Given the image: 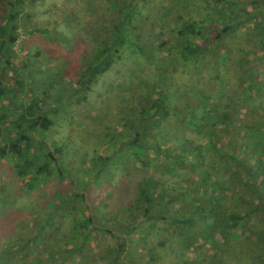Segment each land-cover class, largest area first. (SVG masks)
<instances>
[{
	"label": "trees",
	"instance_id": "obj_1",
	"mask_svg": "<svg viewBox=\"0 0 264 264\" xmlns=\"http://www.w3.org/2000/svg\"><path fill=\"white\" fill-rule=\"evenodd\" d=\"M40 1L0 0V170L26 195L54 190L34 220L14 211L3 261L19 246L15 264H264V0H102V40L88 57L63 40L77 63L51 72L39 50L25 57L33 70L15 65L20 19ZM80 15L72 6L59 24L79 28ZM68 64L80 68L71 93L58 86ZM73 99L92 117L108 106L102 121L122 103L86 170L68 157L88 156ZM56 127L66 144L50 147L40 138Z\"/></svg>",
	"mask_w": 264,
	"mask_h": 264
},
{
	"label": "rangeland",
	"instance_id": "obj_2",
	"mask_svg": "<svg viewBox=\"0 0 264 264\" xmlns=\"http://www.w3.org/2000/svg\"><path fill=\"white\" fill-rule=\"evenodd\" d=\"M73 4L71 5L70 1L65 0H41L40 3L34 8L33 12L30 13V18L27 21L24 20L23 27L21 25V19L19 22V28L21 29V37L18 40L15 51L16 56L19 59L15 60V65L20 67V64L24 62V64H28L31 66L32 70L35 66L34 62H28L27 54L34 55L38 50L42 53V57H39V61L47 62L53 60V63H49L48 70L51 72L53 68H58L60 70L61 65L63 62H65V59H69V61L73 62V65L77 63L76 60H73L72 56L74 53L68 52L64 47L63 42L67 41L71 47L76 46L77 50L85 54V57H88V53L93 51L92 45L93 42H95V37L99 39V41L102 40V34L104 33L105 26L102 23L101 14L99 13L102 11L105 6V3L102 2V0H73ZM90 2L91 5L95 9H98V11H95V14H92V10H90ZM158 4L164 5L167 4V0H158L156 1ZM73 6V12L76 14L81 13L79 19H75L74 22L76 24L80 25V27H73L68 28L64 24H59V22L63 21L62 16L64 15L67 10H69ZM159 8H154V13ZM61 13V15H60ZM70 13V11H68ZM99 15H96V14ZM25 14V13H24ZM50 22H53V26L56 27L55 29L52 28L50 31H43V29H46L48 27L47 25ZM63 23V22H62ZM21 25V26H20ZM38 28V30H31L30 32H27L29 29ZM25 32V34H24ZM51 39V40H49ZM64 40V41H63ZM52 42V43H50ZM57 45V47H55ZM38 46V47H36ZM75 49V48H74ZM43 57H46L45 60H43ZM77 58V57H76ZM72 59V60H71ZM78 59V58H77ZM130 61V60H128ZM127 61V62H128ZM127 68L136 69L135 65H128L126 64ZM68 69L69 71L65 72V69ZM62 70V74L67 77L61 76L63 80H68L71 78V75L73 76L78 70L76 69V66L70 69V64ZM2 71V69L0 68ZM11 68H8V72H10ZM12 71V70H11ZM57 73V72H56ZM74 73V74H73ZM113 73H109L108 75L104 76L101 79L100 86H104L106 83H111L113 79ZM50 77L46 76L45 74H40L36 77V83L39 86H42L43 84L47 85L50 82ZM73 79H69L68 82H62L58 86H67L68 90L71 93V87L76 84ZM106 82V83H105ZM36 84V85H37ZM37 85V86H38ZM101 87L98 88L99 91ZM42 91L51 94L50 100H53L55 96L57 98L61 97L66 98L67 96L65 94H58L57 88L53 89H47L44 88ZM118 95V94H117ZM122 95L120 93V96H118L119 100L122 98ZM49 100V101H50ZM122 102V100H120ZM124 101H127V99H124ZM119 102L117 104L118 108L120 109L122 106V103ZM55 103V104H54ZM129 103V99H128ZM55 105H60L61 101H53L49 107H52ZM69 107L67 110H70L71 112L67 114V116L71 115L74 116L75 114L72 112V110H75L77 112V119L80 118L83 120L82 127L83 131L82 134L86 135L85 139H81L82 145H87L85 150H87L88 156L80 155L77 157V159L74 157V154L72 152V155L68 156L71 160H77L76 166H78L80 169H82L83 165L85 166L89 165L91 163H100L101 160L98 159L97 154H94L93 149L98 148L94 146V142L96 141V134H104L103 131V121L104 123L108 120L107 123L112 121V123L109 125V127L115 131V122L122 123L120 118L115 117L114 113L115 111L118 112L119 109L114 107L112 109V112L108 113V117H104L103 121L99 118L100 114H105L107 111L108 106H100L101 111L97 110L96 114L93 115L96 119H91L92 115L89 114L90 112V106H75L74 99L70 102H68ZM103 104V103H102ZM99 109V108H98ZM114 110V111H113ZM95 112V111H94ZM62 113H65L63 111ZM70 116V117H71ZM92 117V118H93ZM115 119V120H114ZM108 125V124H107ZM44 134L43 138H40L41 140H45L48 144V146L51 147L53 143H64L66 144V132L61 130V128L56 127L52 130V133ZM48 136V137H47ZM69 144V143H68ZM99 149V148H98ZM103 151V149H100V153ZM2 165V164H1ZM9 167V165L7 166ZM86 170V168H85ZM0 264H6L3 261L4 253L2 251V247L8 246L10 247L12 240L11 237L13 234L17 233V222L19 221L20 217L16 216L14 214V211H24L23 217H27L28 221L34 220V216H38L41 213H44L46 211V202L48 200V196L52 194L54 190V185L50 186V190H47V186H43L42 189L46 192H41L39 194H32V195H26V192L22 190L21 185L19 184L18 180L16 179L15 175L8 171V169H2L0 170ZM136 172L133 174L135 175ZM83 174V171H80L78 176H81ZM59 184L57 183V187ZM26 207V208H25ZM28 211V213L26 212ZM26 213V214H25ZM32 215V216H31ZM34 215V216H33ZM22 220H24L22 218ZM15 236V235H14ZM14 240L13 244H16ZM19 246H16L15 251L13 249L7 250V252L10 254V263L15 264L14 257L16 253L19 251ZM22 250V249H20ZM17 264H33L31 261L29 262L28 259H26V255L20 256V259L18 260Z\"/></svg>",
	"mask_w": 264,
	"mask_h": 264
}]
</instances>
